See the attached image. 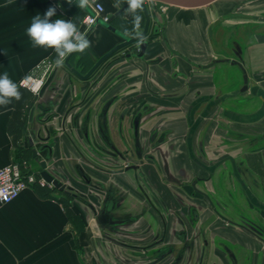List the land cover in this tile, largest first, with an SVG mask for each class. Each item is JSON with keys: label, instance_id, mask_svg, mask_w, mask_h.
I'll return each mask as SVG.
<instances>
[{"label": "flooded vegetation", "instance_id": "1", "mask_svg": "<svg viewBox=\"0 0 264 264\" xmlns=\"http://www.w3.org/2000/svg\"><path fill=\"white\" fill-rule=\"evenodd\" d=\"M143 5L139 26L128 21L131 32L113 26L120 36L114 46L126 43L85 78L96 76L87 93L96 86L102 94L99 142L88 129L85 136L82 158L90 169L77 168L82 174L74 182L53 173L63 185L54 190L67 198L70 211L80 204L103 235L131 250L117 253L124 263L202 264V244L216 241L203 227L215 216L264 244L257 221L260 178L245 158L264 149V0ZM75 53L69 61L82 74L105 54L80 64ZM53 105L30 111L38 109L42 118L29 134L31 153L53 131ZM95 108L87 107V121ZM219 171L247 201L253 198L254 219L232 194L225 204L214 200L210 182ZM204 205L213 216L202 220ZM147 214L151 222L140 225Z\"/></svg>", "mask_w": 264, "mask_h": 264}, {"label": "crops", "instance_id": "2", "mask_svg": "<svg viewBox=\"0 0 264 264\" xmlns=\"http://www.w3.org/2000/svg\"><path fill=\"white\" fill-rule=\"evenodd\" d=\"M98 1L109 15L110 25L121 27L126 32L132 31L133 25L128 21H134V15L128 8L123 9L127 0ZM76 4L82 10L81 13L77 7L71 9L67 0H0V76L7 72L9 78L18 85L19 80L38 61L57 58L54 49L34 47L27 35L33 17H43L50 7L56 8L52 21L71 20L79 32H88L86 38L91 47L74 55L81 58L80 64L90 63L119 42L120 36L109 29L105 22L100 21L85 31L81 20L89 9L87 6L79 7V0ZM117 14L119 16L116 18ZM136 15L139 13L136 12ZM95 78L96 76L81 79L63 64L56 67L39 95L34 96L35 99L30 97L27 89L18 85L22 93L21 99L13 100L7 107H0V167L14 161L26 162L30 170L40 174L38 160L45 158L48 149L44 148L38 153V160L30 152L29 134L34 133L33 127H39L42 119L37 117L38 109L32 115L30 111L37 104L51 102L54 103L55 115L49 124L53 131L43 139V143L50 145L52 149L51 156L46 160V168L57 175L67 176L73 182L76 176L82 174L77 168L89 170L90 167L82 158L86 130L99 142L97 112L101 89L95 86L94 90L87 93L90 83L96 81ZM127 82H131L130 77ZM114 92L113 90L106 95ZM72 102L77 106L68 111ZM93 103L96 108L87 121L85 112ZM27 107L28 114L25 113V116L22 111ZM245 158L247 165L260 178L258 185L262 201L257 221L264 228V149L251 151ZM91 172L96 177L100 176L96 171ZM78 185L83 186L82 183ZM210 185L216 202L225 204L226 198H230L232 194L246 216L255 218L253 198L247 201L240 195L236 183L231 188L220 171L214 175ZM251 189L250 186L249 190ZM211 215V210L204 205L202 220ZM151 220V216L147 214L139 222L140 225H145ZM203 232L215 236L216 241L202 244V264L216 262L215 257L218 258L216 264H264V244L249 232L240 231L237 225H225L220 217L215 216L213 223L204 225ZM221 248L230 254L220 251ZM120 251H126L127 255L131 253V250L103 235L100 224L88 220L87 212L80 204L76 205L74 211H70L67 198L55 190L39 186L28 187L11 202L0 204V264H130L120 260L117 256Z\"/></svg>", "mask_w": 264, "mask_h": 264}, {"label": "clouds", "instance_id": "3", "mask_svg": "<svg viewBox=\"0 0 264 264\" xmlns=\"http://www.w3.org/2000/svg\"><path fill=\"white\" fill-rule=\"evenodd\" d=\"M71 0H69V3ZM90 0H79V7L88 6ZM128 11L134 15V23L139 26L142 19L136 15L137 10L142 9L144 0H127ZM56 8L50 7L45 15L34 16L30 27L27 29V35L33 42L34 47H46L54 49L56 53L55 65L63 66L65 58L74 52L83 53L91 47L90 41L86 35L79 32L77 26L71 20L51 18L55 15ZM138 35V33H137ZM22 93L18 85L14 83L7 72L0 76V107H7L13 100L19 101Z\"/></svg>", "mask_w": 264, "mask_h": 264}, {"label": "built area", "instance_id": "4", "mask_svg": "<svg viewBox=\"0 0 264 264\" xmlns=\"http://www.w3.org/2000/svg\"><path fill=\"white\" fill-rule=\"evenodd\" d=\"M89 12L82 17L81 23L85 31L99 21L107 22L109 16L98 0H90L87 6ZM56 59L43 58L23 76L18 85L27 89L31 94L38 95L44 84L56 69ZM39 186L52 190L54 185L44 180L38 173L30 170L26 162H10L0 167V204H6L15 199L20 192L28 187Z\"/></svg>", "mask_w": 264, "mask_h": 264}, {"label": "water", "instance_id": "5", "mask_svg": "<svg viewBox=\"0 0 264 264\" xmlns=\"http://www.w3.org/2000/svg\"><path fill=\"white\" fill-rule=\"evenodd\" d=\"M165 3H169V4H173V5H177V6H181V7H186V8H194V7H200V6H205V5H210L212 4L215 0H159ZM142 7L144 8V5H142ZM107 27L109 29H111L112 31H116V29L110 25V19L107 22ZM88 32L85 34L87 36ZM132 41L131 39L128 40V42ZM126 43V42H125ZM125 43L123 44H118L116 46H114L111 50H108L107 53H105L104 55H102L94 64H92V67L88 70L87 73L82 74L80 73L76 68H74L73 66H71V63L69 61V59L71 58V56L74 54H70L67 58H65L64 60V66H66L68 69H70V71L75 74L77 77L81 78V79H85L87 78L90 73L105 59L107 58L110 54H112L114 51H116L118 48H120L121 46H123ZM44 148L48 149V153L45 155V158L42 160H38V158H36L42 150H44ZM32 155L33 157H35L36 160H38V164L41 168L40 171V176L46 180L47 182L52 183L53 185H55L54 187L61 190L63 188V185L61 183V181L53 174V172L49 171L46 168L47 162L46 160L51 156L52 154V149L50 147V145L43 143L42 145L38 146V147H34L32 148Z\"/></svg>", "mask_w": 264, "mask_h": 264}, {"label": "trees", "instance_id": "6", "mask_svg": "<svg viewBox=\"0 0 264 264\" xmlns=\"http://www.w3.org/2000/svg\"><path fill=\"white\" fill-rule=\"evenodd\" d=\"M67 1H68V6H69L71 9L77 7L79 13L82 12V10H81L80 8H78V6H77V4H76V3H78V0H71L70 3H69V0H67Z\"/></svg>", "mask_w": 264, "mask_h": 264}, {"label": "rangeland", "instance_id": "7", "mask_svg": "<svg viewBox=\"0 0 264 264\" xmlns=\"http://www.w3.org/2000/svg\"><path fill=\"white\" fill-rule=\"evenodd\" d=\"M29 94H30V97H32V98H34V99H35V97H34L35 95L31 94L30 92H29ZM30 105H31V104H29V107H30ZM29 107L25 108V109L22 111V114H23V115H25V116H26V114H25V113H27V112H28V108H29ZM27 114H28V113H27ZM23 119H24V117H23ZM23 121H25V119H24Z\"/></svg>", "mask_w": 264, "mask_h": 264}]
</instances>
